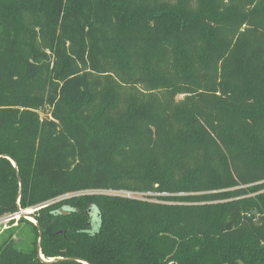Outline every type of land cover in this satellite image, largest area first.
I'll return each instance as SVG.
<instances>
[{
    "label": "trees",
    "instance_id": "1",
    "mask_svg": "<svg viewBox=\"0 0 264 264\" xmlns=\"http://www.w3.org/2000/svg\"><path fill=\"white\" fill-rule=\"evenodd\" d=\"M18 206L0 264H264V0H0Z\"/></svg>",
    "mask_w": 264,
    "mask_h": 264
},
{
    "label": "built area",
    "instance_id": "2",
    "mask_svg": "<svg viewBox=\"0 0 264 264\" xmlns=\"http://www.w3.org/2000/svg\"><path fill=\"white\" fill-rule=\"evenodd\" d=\"M107 193L123 195L127 197H138V194L127 191H107ZM38 208L39 207L21 208L18 206L16 211L0 216V233L10 227L16 226L21 218L35 223L36 220L33 214Z\"/></svg>",
    "mask_w": 264,
    "mask_h": 264
},
{
    "label": "rangeland",
    "instance_id": "3",
    "mask_svg": "<svg viewBox=\"0 0 264 264\" xmlns=\"http://www.w3.org/2000/svg\"><path fill=\"white\" fill-rule=\"evenodd\" d=\"M178 98H181V95L178 96ZM19 226H21V230L18 231L15 235H14V239L15 240H20V239H24L23 241V245L27 244L28 243V240H27V237H26V234H27V225H24V223H19Z\"/></svg>",
    "mask_w": 264,
    "mask_h": 264
},
{
    "label": "water",
    "instance_id": "4",
    "mask_svg": "<svg viewBox=\"0 0 264 264\" xmlns=\"http://www.w3.org/2000/svg\"><path fill=\"white\" fill-rule=\"evenodd\" d=\"M12 163H13V165L15 166V163H14V162H12ZM88 211H91V208H89ZM35 224H36V221H35ZM231 227H232L231 222H228V223L225 225V229H226V230L231 229ZM39 242H40V239L38 240V246H39ZM39 256H40V258L43 259V257H42V255L40 254V252H39ZM43 260H44V259H43ZM53 260H54V259H50V260H48V261H53Z\"/></svg>",
    "mask_w": 264,
    "mask_h": 264
}]
</instances>
